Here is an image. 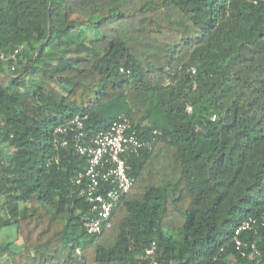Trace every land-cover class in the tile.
Here are the masks:
<instances>
[{"label":"trees","instance_id":"1","mask_svg":"<svg viewBox=\"0 0 264 264\" xmlns=\"http://www.w3.org/2000/svg\"><path fill=\"white\" fill-rule=\"evenodd\" d=\"M21 46L14 72L0 63V196L24 250L0 257L264 264V3L0 0V51ZM77 115L87 140L121 115L147 139L161 133L129 159L134 187L97 235L73 186L87 158L71 143L49 164L54 129ZM248 217L259 228L238 251Z\"/></svg>","mask_w":264,"mask_h":264},{"label":"built area","instance_id":"2","mask_svg":"<svg viewBox=\"0 0 264 264\" xmlns=\"http://www.w3.org/2000/svg\"><path fill=\"white\" fill-rule=\"evenodd\" d=\"M251 5H259L264 0H245ZM23 46L12 52L0 51V63L11 65V71L16 70V60L22 53ZM194 75L196 71L191 69ZM191 114L193 108L186 107ZM87 117L77 115L71 120L58 125L53 132V145L57 155L49 160V164L59 163V151L72 143L77 153L87 158V167L74 180L73 186L79 198L89 204V213L83 219V229L89 235H97L104 228L111 227V216L123 198L133 189L135 177L129 159L138 157L145 149H151L161 135L153 131L150 139L141 135L142 131L133 124L132 120L121 115L109 128L97 133L91 139H86L85 121ZM216 120V116L212 117ZM149 128V125L143 126ZM259 220L253 217L241 221L233 237L236 249L241 251L243 242L241 235L248 231H257ZM255 249V247H253ZM156 244L146 250L148 258H154ZM243 255L245 253L243 252Z\"/></svg>","mask_w":264,"mask_h":264},{"label":"crops","instance_id":"3","mask_svg":"<svg viewBox=\"0 0 264 264\" xmlns=\"http://www.w3.org/2000/svg\"><path fill=\"white\" fill-rule=\"evenodd\" d=\"M4 152L6 154H8V155L10 154L9 150H4ZM4 200H5V196H0V230L2 228H5V227L2 226V221L3 220H8V218H9L6 209L2 208V204L4 203ZM6 227H12V226H6ZM14 227H16V226H14ZM14 244H16V245H14ZM7 245H9L10 249L11 248L13 249V250L11 249V251H14V252H18L19 253V252H22L24 250V242H23V238H22V235L19 232V230H18V238L16 239V241L12 242V243L10 242V243H8V244H6L4 246L1 245L0 249L2 247L7 246ZM15 247H16V249H15ZM3 255H4L3 257H0V264H12L11 260L6 258V256H5V255H10L9 251L6 250Z\"/></svg>","mask_w":264,"mask_h":264},{"label":"rangeland","instance_id":"4","mask_svg":"<svg viewBox=\"0 0 264 264\" xmlns=\"http://www.w3.org/2000/svg\"><path fill=\"white\" fill-rule=\"evenodd\" d=\"M18 238V230L16 227H5L0 230V246L15 242ZM16 245V244H14ZM12 249V248H11ZM16 249V247H15ZM13 250V249H12Z\"/></svg>","mask_w":264,"mask_h":264}]
</instances>
